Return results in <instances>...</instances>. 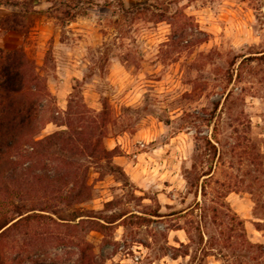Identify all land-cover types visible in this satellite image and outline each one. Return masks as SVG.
Wrapping results in <instances>:
<instances>
[{"label": "rangeland", "instance_id": "obj_1", "mask_svg": "<svg viewBox=\"0 0 264 264\" xmlns=\"http://www.w3.org/2000/svg\"><path fill=\"white\" fill-rule=\"evenodd\" d=\"M18 1L20 35L0 38L23 49L47 102L33 138L65 133L51 156L88 197L67 207L71 184L31 183L57 171L27 173L30 148H17L1 171L0 218H14V205L44 218L19 222L35 223L38 250L19 228L6 234L9 254L26 251L22 264H264V0H45L39 14L37 0ZM115 157L142 164L149 202ZM119 218L116 233L107 224Z\"/></svg>", "mask_w": 264, "mask_h": 264}, {"label": "trees", "instance_id": "obj_2", "mask_svg": "<svg viewBox=\"0 0 264 264\" xmlns=\"http://www.w3.org/2000/svg\"><path fill=\"white\" fill-rule=\"evenodd\" d=\"M23 14L21 13L12 18V22L18 24L16 19L20 17L24 18ZM75 17L76 15L72 18ZM37 80L38 77L32 70L31 62L22 48L14 50L0 49V177L3 166L9 162L8 160L11 154L20 146L27 145L30 151L23 155L24 160L30 162L27 173L31 172V169L37 164L39 167H43V170L52 165L54 166L55 172L57 171L53 177L45 173L42 175H33L31 183L42 185H53L55 183H62V185L71 184L69 193L62 200L66 202L67 207L82 203L83 199H86L88 195L84 194L83 185L77 190L75 189L76 186L74 180L72 181L71 172L65 170L69 163L66 159L51 156L50 153L56 141L65 142L63 140L65 133H55L41 140H35L33 138V134H36L46 120L47 109L46 99L39 91ZM102 154L106 158L108 152L102 151ZM57 166L62 167L60 171L56 170ZM13 209L15 210L14 218H0V264H22L23 262V252L26 251L20 252V247L13 245L10 247V253L12 252L13 254L11 256L8 250L9 247H7L8 244H5L6 234L11 230L21 228L22 236L30 237V243L27 246L31 247V249H28V251L38 248L35 247L38 234H35L31 230L35 223L19 222H30L35 218L44 217L42 215L28 214L29 211H26L22 206L14 205ZM18 217L20 219L14 223H10ZM80 217L81 215L75 216V218ZM41 234L42 239H40V244L42 248L43 246L49 245L50 237L46 235L47 231ZM44 235L46 236L43 238ZM60 244L63 245L64 242L61 241ZM32 264L53 263L33 261Z\"/></svg>", "mask_w": 264, "mask_h": 264}, {"label": "crops", "instance_id": "obj_3", "mask_svg": "<svg viewBox=\"0 0 264 264\" xmlns=\"http://www.w3.org/2000/svg\"><path fill=\"white\" fill-rule=\"evenodd\" d=\"M38 3V9L36 7H33L34 12L37 14L44 12L48 8V6H51L50 1H45V0H37ZM48 4V5H47ZM50 4V5H49ZM21 3L18 0H0V18L4 16H9L11 19L16 17L17 15L21 14L22 8H21ZM51 8V7H50ZM77 17V16H76ZM8 31H5L3 27L0 25V37L2 36H13L17 37L20 35L19 29L20 25L16 24L11 21V25L9 28H7ZM21 47H18L17 45L14 47H9L4 42H2V39L0 38V49L2 50H14V49H19ZM119 144L118 142H113L114 146H117ZM113 163L120 167L122 171L125 173L127 178L136 186V194L141 197L140 199V204H144L145 202H149V200L145 196V192L148 190V175H144L141 171L142 164L140 162H135L129 157H115ZM157 198L160 197L159 194L156 195ZM121 219H117L112 223H108L107 226H116L115 232L119 233L120 229H122V226L120 223H118ZM142 227H145V224L141 225ZM258 233V232H257ZM176 241H172L173 244L179 245L184 242V239L182 238L181 233L176 231ZM116 238L118 235H115ZM261 242L264 244V234L261 233L259 235ZM115 238V240H116Z\"/></svg>", "mask_w": 264, "mask_h": 264}, {"label": "built area", "instance_id": "obj_4", "mask_svg": "<svg viewBox=\"0 0 264 264\" xmlns=\"http://www.w3.org/2000/svg\"><path fill=\"white\" fill-rule=\"evenodd\" d=\"M131 262H133V263H135V264L138 263V262H139V257L136 256V255L133 256L132 259H131Z\"/></svg>", "mask_w": 264, "mask_h": 264}]
</instances>
